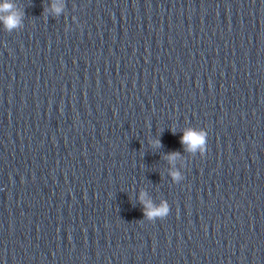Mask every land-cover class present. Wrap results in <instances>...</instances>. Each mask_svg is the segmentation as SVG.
Instances as JSON below:
<instances>
[{
  "label": "clouds",
  "instance_id": "clouds-1",
  "mask_svg": "<svg viewBox=\"0 0 264 264\" xmlns=\"http://www.w3.org/2000/svg\"><path fill=\"white\" fill-rule=\"evenodd\" d=\"M53 11L59 14L62 11L61 5H53ZM24 11L15 3V0H0V23L3 24L4 29L8 32L20 28L23 24ZM207 136L208 133L204 130L185 129L181 137V144L185 147V151L195 153L199 151L201 154L207 151ZM156 146H160L157 140ZM180 153L172 152L168 154L169 162H174ZM173 178L179 180L181 177L178 172L172 173ZM145 193H141L140 200L145 205L144 214L149 220L163 219L169 214V207L167 203H162L160 206H154L150 202L144 201Z\"/></svg>",
  "mask_w": 264,
  "mask_h": 264
}]
</instances>
